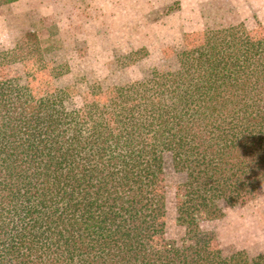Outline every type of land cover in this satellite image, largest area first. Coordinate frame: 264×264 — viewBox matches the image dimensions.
I'll use <instances>...</instances> for the list:
<instances>
[{"label":"trees","instance_id":"obj_1","mask_svg":"<svg viewBox=\"0 0 264 264\" xmlns=\"http://www.w3.org/2000/svg\"><path fill=\"white\" fill-rule=\"evenodd\" d=\"M35 48L0 49V264H264L222 256L200 227L264 179V37L202 31L166 70L91 85L103 107L2 74ZM166 157L186 177L178 245L156 244Z\"/></svg>","mask_w":264,"mask_h":264},{"label":"rangeland","instance_id":"obj_2","mask_svg":"<svg viewBox=\"0 0 264 264\" xmlns=\"http://www.w3.org/2000/svg\"><path fill=\"white\" fill-rule=\"evenodd\" d=\"M0 22L12 44L0 49L36 45L26 59L3 69L6 78H22L36 98L69 87L74 107L91 101L103 107L105 97L92 96L91 85L105 90L166 70L202 31L242 23L252 36L264 37V0H0ZM164 168L158 187L165 196L164 233L156 244L178 245L184 241L176 219L186 177L167 157ZM200 227L215 235L212 248L222 256L264 254V179L244 199L223 205L215 220H201Z\"/></svg>","mask_w":264,"mask_h":264},{"label":"clouds","instance_id":"obj_3","mask_svg":"<svg viewBox=\"0 0 264 264\" xmlns=\"http://www.w3.org/2000/svg\"><path fill=\"white\" fill-rule=\"evenodd\" d=\"M0 44H5L7 47L12 46L8 37V29L4 27L3 22H0Z\"/></svg>","mask_w":264,"mask_h":264}]
</instances>
